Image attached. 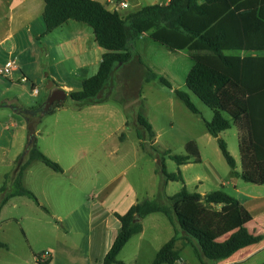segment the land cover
<instances>
[{
    "label": "rangeland",
    "instance_id": "1",
    "mask_svg": "<svg viewBox=\"0 0 264 264\" xmlns=\"http://www.w3.org/2000/svg\"><path fill=\"white\" fill-rule=\"evenodd\" d=\"M163 2L127 0L129 7L122 15ZM109 8L113 9L114 5L110 3ZM33 45L19 60L23 66L27 64L25 67L35 76L39 73L37 54L41 51L37 45V54L34 53ZM131 51L134 59L128 68L114 74L111 81L113 89L105 103L80 106L67 94L53 114L32 121V125L38 121L35 136L39 150L57 163L63 173H55L39 161L32 162L22 184L35 195L40 206L26 197H15L0 207V243L6 246L0 247V264H39L37 260L45 252L53 256L47 264H92L87 244L95 227L97 209L103 204L112 206L123 194L126 195L125 200L159 199L167 205V198L183 187L191 193L222 190L240 202L253 203L257 209L262 207L259 205L264 202L263 198L260 202L256 197H264V185L238 179V192L232 185H218L229 182L231 169L220 152L217 140L222 139L226 143L239 173L238 131L232 126L221 132L218 138L208 134L204 122L212 120V112L185 86L187 74L193 66L188 54L169 51L153 41L149 33L136 38ZM146 70L156 74L157 79L147 83ZM2 77L0 81L5 83ZM161 77L171 89L160 82ZM49 84L44 80L36 83L30 77L27 83H15L3 96L7 95L12 100L10 95L14 94L22 104L37 107L47 101ZM33 88L40 94L34 93ZM175 90L188 94L199 115L186 108L175 96ZM12 104L16 106L19 103L13 101ZM79 110L105 114L79 118L73 114ZM10 113L0 118L7 121ZM138 115L151 125L154 139L144 132V139L139 142L136 134ZM14 120L13 128L6 131L4 138L10 142L9 148L0 152V188L4 183L11 186L13 160L24 154L26 149L24 118L16 114ZM166 153L188 156L190 162L178 166ZM162 163L167 173H180L183 182L165 185ZM6 173V178H3ZM256 212L253 213L255 216ZM257 220L249 225V229L264 233V221ZM154 231L149 227L143 238L148 249L154 244L151 241ZM134 241L120 256L125 262L134 260ZM254 249V257L240 264H264L263 243ZM192 259L197 261L194 256ZM137 262L152 264L142 259Z\"/></svg>",
    "mask_w": 264,
    "mask_h": 264
},
{
    "label": "trees",
    "instance_id": "2",
    "mask_svg": "<svg viewBox=\"0 0 264 264\" xmlns=\"http://www.w3.org/2000/svg\"><path fill=\"white\" fill-rule=\"evenodd\" d=\"M42 1L44 35L68 21L82 23L91 28L96 44L105 51L97 72L82 82L79 91L68 93L73 102L80 106L106 102L113 89L115 71L134 59L132 42L149 33L153 41L169 51L188 54L193 66L185 86L212 112V120L204 122L208 134L218 138L234 126L238 131L240 173L234 172L236 163L226 143L218 139L225 162L242 181L264 185V0H169L167 4L142 7L126 16L109 11L95 0ZM146 74L147 83L157 79L151 71L146 70ZM159 80L171 89L164 78ZM174 94L190 112L199 115L187 93L175 90ZM61 105L55 104L45 111V103L33 108L0 104V108L7 106L22 115L27 124L25 153L14 162L11 186L4 183L0 188V207L15 197H26L40 206L35 195L22 184L32 162L39 161L53 172L63 173L57 163L39 150L35 136L38 121L32 125L33 120L53 114ZM136 123L139 142L143 141L144 132L155 138L144 117L138 115ZM168 157L178 166L189 163L188 156ZM161 173L165 183L183 182L180 173H167L164 163ZM167 203L145 199L123 215L115 214L120 230L102 264H123L117 259L121 250L142 232V220L154 213L169 220L174 235L158 250L152 264H175L179 260L175 247L179 234L183 245L194 247L202 264L224 261L240 250L264 242L263 232L249 229L254 223L251 213L223 191L208 193L203 200L200 194L183 187L168 197ZM0 247L6 246L0 243ZM37 261L47 264L39 262V258Z\"/></svg>",
    "mask_w": 264,
    "mask_h": 264
},
{
    "label": "crops",
    "instance_id": "3",
    "mask_svg": "<svg viewBox=\"0 0 264 264\" xmlns=\"http://www.w3.org/2000/svg\"><path fill=\"white\" fill-rule=\"evenodd\" d=\"M95 1L102 4L109 11H117L119 14L124 13V9H120L119 7V2H127V0ZM163 1V4H167L169 2V0ZM110 3L114 5L113 9L109 8ZM43 10L44 3L42 0H0V66L4 65L9 60H14L16 63V68L10 73V75L8 77H2L5 79V83L0 81V104L6 102V105H13V101H16L19 103L16 106L23 108H33V106H26L19 102L21 100H19V98H17V96L14 94L10 95V97L13 98L12 100H10L7 95L3 96L5 93L7 94L10 92L15 83H27L29 82L30 77H32L36 83L42 82V80H44L46 84L50 82L53 84L54 88L62 89L68 94L70 92L79 91L81 89L82 82L93 76L99 68L102 56L105 51L96 44L91 28L88 29L84 26L85 24L82 23L68 21L62 26L53 30L51 33L44 35L45 26L42 20ZM32 43H34V53H36L37 45L41 51L40 54L36 53L38 58L37 62L39 73H37L35 76H32L31 72L27 70L25 67L27 64H24L23 66L19 60L20 57L27 52V49L30 48ZM128 64L116 70L115 74L128 68ZM23 78L26 80L23 81ZM39 94L40 93L37 92V95ZM49 94L50 93L48 91V95ZM6 112L12 113L7 116V121H3L0 118V152L2 153L5 152L10 145L8 139H4L5 133L10 127L13 128V123L15 122L14 118L16 114H18L7 106L0 108V116L7 115ZM73 114L79 118H83L90 114H102L101 116H103L105 112L79 110ZM24 123L27 129L25 120ZM14 162L15 160H13V164ZM30 166L27 168V170L30 168ZM27 170L25 172H27ZM234 172L238 173L236 168ZM7 174L8 173L4 174L3 178H6ZM229 176L230 180L228 183L220 182V184H217L222 187H225L226 185H232V187L236 189V192H238L237 182L240 178L233 174L232 170L230 171ZM197 181L199 180L197 179ZM166 184L167 183H165V185ZM198 194L201 195V198L205 197L206 195L203 192ZM125 198L126 195L123 194L121 195L120 200L114 203L112 206L109 207L103 204L97 209L99 213L95 218L96 223L94 229L92 230V237H89L87 244L89 254L88 256L92 264H102L106 253L112 246L117 234L119 233L120 224L115 218V214L123 215L131 206L137 202H140L137 200L135 202L133 200H125ZM256 198H258L256 200H259L260 202L262 198L264 200V197L262 196ZM240 203L251 213L253 220L258 221L257 219L260 218V222L264 221V202L259 205L262 206L259 209L256 208L258 206L247 201L246 203ZM254 212H256L257 216L253 214ZM141 223L142 232L136 236H133L129 240L117 258L118 261L122 262L123 264H137L138 259H142L144 262L145 260L150 261L149 263H152L158 250L174 235L173 226L161 213L150 214L146 216ZM149 227H152L155 231L152 233L153 240L151 239L154 244H151L150 248L148 249V247L144 246L145 242L143 238L146 236V232ZM179 238L180 240L175 246L176 250L179 251V260L175 264H202L196 255L194 247L191 244L186 246L183 245V240L181 239L182 234H179ZM133 241L136 244L135 250H133L134 260L131 262H125L120 258V256L126 249V246H128V244ZM194 245L196 246L197 244L194 242ZM256 246L258 245L250 246L240 250L224 261L218 263L206 261V264L246 263L254 257L256 252L254 247ZM193 256L197 260L196 262L193 261ZM51 260H53V256L50 255L49 261Z\"/></svg>",
    "mask_w": 264,
    "mask_h": 264
},
{
    "label": "built area",
    "instance_id": "4",
    "mask_svg": "<svg viewBox=\"0 0 264 264\" xmlns=\"http://www.w3.org/2000/svg\"><path fill=\"white\" fill-rule=\"evenodd\" d=\"M120 9H127L129 4L127 2H119ZM16 68V63L14 60L7 61L2 67H0V76L8 77L10 73ZM26 79L23 78V81ZM33 92L37 94V90L33 89ZM49 261V254L45 252L40 258L39 262L47 263Z\"/></svg>",
    "mask_w": 264,
    "mask_h": 264
},
{
    "label": "water",
    "instance_id": "5",
    "mask_svg": "<svg viewBox=\"0 0 264 264\" xmlns=\"http://www.w3.org/2000/svg\"><path fill=\"white\" fill-rule=\"evenodd\" d=\"M53 84L50 83L47 89L50 91L47 101L45 102V111L51 110L55 104H62L65 100L67 93L59 88H54ZM203 200L205 197L202 198Z\"/></svg>",
    "mask_w": 264,
    "mask_h": 264
}]
</instances>
